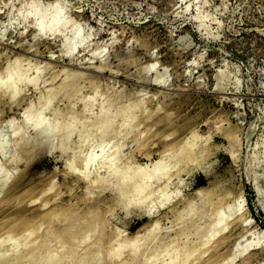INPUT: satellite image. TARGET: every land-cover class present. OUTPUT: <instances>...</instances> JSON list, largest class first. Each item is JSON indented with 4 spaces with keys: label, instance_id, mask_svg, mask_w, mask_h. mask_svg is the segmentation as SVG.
I'll return each mask as SVG.
<instances>
[{
    "label": "rangeland",
    "instance_id": "1",
    "mask_svg": "<svg viewBox=\"0 0 264 264\" xmlns=\"http://www.w3.org/2000/svg\"><path fill=\"white\" fill-rule=\"evenodd\" d=\"M0 80V264H264V0H0Z\"/></svg>",
    "mask_w": 264,
    "mask_h": 264
},
{
    "label": "bare ground",
    "instance_id": "2",
    "mask_svg": "<svg viewBox=\"0 0 264 264\" xmlns=\"http://www.w3.org/2000/svg\"><path fill=\"white\" fill-rule=\"evenodd\" d=\"M35 14L37 15V17L39 16V19H40V20H43V21H44L45 14H46L45 11L43 12V10L41 11V10L39 9V12H35ZM199 17H200V16L197 14V15H196V18L199 19ZM201 19H202V17H201ZM58 20H59V18H58ZM43 21H42V22H43ZM42 22H40V25L42 24ZM57 22H58V21H57ZM57 22H56V24H57ZM61 22H62V21H61ZM61 22H60V23H61ZM51 23H54V21L51 22ZM40 25H39V28H40ZM63 25H65V23H64ZM66 25H67V24H66ZM59 26H60V25H59ZM41 27H42V26H41ZM39 28H38V29H39ZM63 28H64V27H63ZM42 30H43V29H42ZM42 30L39 29L40 33H41ZM51 31H52V33H53V30H51ZM43 34H44V33H43ZM50 34H51V33H50ZM53 35H54V33H53ZM43 37H44V36H43ZM15 63H16V62H15ZM8 66H9V63H8ZM16 66H17V65H16ZM10 67H11V66H10ZM5 68H6V66H5ZM7 68H9V67H7ZM5 70H6V69H5ZM12 71H14V70H12ZM10 72H11V71H10ZM11 73H13V72H11ZM7 74H8V73H7ZM10 76H11V75H10ZM10 76L7 75V77H10ZM0 81H1V80H0ZM1 82H2V81H1ZM0 86H1V85H0ZM69 86H70V85H69ZM74 86H75V85H74ZM74 86L71 85L70 87H74ZM12 92H13V94H14V96H12V97H15V95L19 93V89L15 86V87H13V88L11 89V93H12ZM144 105H145V104H144ZM158 106H159V105H158ZM159 107H160V106H159ZM102 109H103L104 111H102V113H101V111H100L101 114L99 113V114H100V115H99L100 117H98V118H99V122H101V129H103V130H106V129H107V130H108V128H110V126L112 127L113 122H111V121H113V120H111V118L109 119V118H108L109 115L106 114L107 111L105 112V109H104V108H102ZM25 111H26V110H25ZM97 114H98V113H97ZM98 118H97V119H98ZM127 118H128V117H127ZM125 120H126V119H125ZM128 121H129V119H128ZM131 121H132V120H131ZM97 122H98V121H97ZM46 125H47V124H45V125L42 126V130L39 132V134H38V138L36 139V141H38V142H42V141H44V140L46 139V136H47V134H48V129H47ZM97 125L100 126V123H98ZM119 125H120V124H119ZM58 128H59V130L61 129L60 127H57V130H58ZM105 128H106V129H105ZM101 129H99V130H101ZM57 130H55V134H56V135L59 133V132H58L59 130H58V131H57ZM68 130H69V129H68ZM72 130H73V129H71L70 131H66V132H65L66 136H65V135H64V136H65L66 138H65V140H62L61 143H60L63 147H64V146L67 147V146L69 145V143H72V142L74 141ZM194 131L197 132L198 130L195 129V130H193V132H194ZM97 132H98V130H97ZM193 132H191V133H193ZM195 132H194V136H195V134H196ZM53 134H54V133H53ZM53 134H52V136H53ZM197 134H198V132H197ZM190 135H191V134H190ZM52 136H51V137H52ZM187 136H189V135H187ZM192 136H193V134H192ZM192 136H191V137H192ZM55 137H56V136H55ZM79 137H80V136H79ZM185 137H186V136H185ZM195 137H196V136H195ZM80 138H81V137H80ZM189 138H190V137H189ZM63 139H64V138H63ZM185 139H186V138H185ZM187 139H188V137H187ZM193 139H194V138H193ZM201 140H202V139H201ZM182 141H184V140H182ZM182 141H181V142H182ZM190 141H191V140H190ZM38 142H36V143H38ZM185 142H187V144H188V146H189V139H188L187 141H185ZM183 143H184V142H183ZM183 143H182L181 147H179V148H180L179 151H176V153L179 152V154H180V153L183 152V150L186 148V145H187V144L184 143V144H185V145H184ZM190 143H192V141H191ZM193 143H194V142H193ZM39 144H40V143H39ZM153 145H154V144H153ZM192 145L194 146L195 143L192 144ZM176 146H177V145H176ZM168 147H169V146H168ZM190 147H191V145H190ZM91 148H92V147H91ZM170 148H171V147H170ZM175 149L177 150L178 147L175 148ZM181 149H182V151H181ZM186 149H187V148H186ZM188 149H189V151H190V149H194V148H192V147L189 148V147H188ZM165 150H166V148H165ZM167 151H168V149H167ZM185 151L187 152L188 150H185ZM185 151H184V152H185ZM172 152H174V151L172 150V151L168 152V155H167V154H166V155L169 156L170 154H172ZM190 152H191V151H190ZM198 152H199V151H198ZM176 153H175V154H176ZM194 153H195V152H194ZM194 153H193V156L196 154V153H195V154H194ZM177 154H178V153H177ZM181 154H182V153H181ZM187 154H189V153H187ZM166 155H164V156H166ZM172 155H173V154H172ZM190 155H191V153L189 154V156H190ZM161 156H162V155H161ZM167 156H166V157H167ZM189 156L186 155L185 157H189ZM191 157H192V156H190V158H187L188 161H189V159H192V158H193V157H192V158H191ZM194 157H196V156H194ZM160 158H161V157H160ZM160 158H159L158 160H161ZM184 159H185V158H184ZM92 160H93V158L90 157V159H88L86 165H87L88 163H90ZM161 161H162V160H161ZM15 162H17V161H15ZM17 163H18V162H17ZM83 163H84V162H83ZM154 163H156V162H154ZM157 163H158V162H157ZM86 165H85V166H86ZM158 165H159V164H158ZM71 167H72V166H71ZM71 167H70V168H71ZM139 167H140V166H139ZM72 168H74V167H72ZM106 168L110 169V167H106ZM153 168H154V167H153ZM108 169H105V170H107V172L105 171L106 173H110V172L108 171ZM143 169H144V168H143ZM153 170H154V169H153ZM76 171H77V170H76ZM110 171H111V170H110ZM116 171H117V170H116ZM122 172H123V171H122ZM78 173L81 174L80 172H78ZM117 173H120V172L118 171ZM117 173H116L115 176H118V175H119V174H117ZM112 174H113V173H112ZM135 174H136V173H135ZM81 175H82V174H81ZM83 175H84V174H83ZM83 175H82V177H83ZM108 175H110V174H108ZM113 175H114V174H113ZM113 175H111V176H113ZM111 176H110V177H111ZM85 177H86V176H85ZM106 177H107V176H106ZM110 177H109V178H110ZM118 177H119V176H118ZM118 177H117V179H118V183H119L118 185H119V186H117V187H118V188H121V190H122V188L124 187V185H126L124 188H125V189H128V188H126V187H127V186L129 187V186H130V187H131L130 190H132L131 192H134L135 194H138L139 191H141L142 183H141V180H140V184H139V181H138L139 179H138V178H137V179H138V180H137L138 182H135L136 180H135V181H132V180H134V179H132L131 177H130V178H131L132 180L130 179V181H126L125 178H118ZM120 177H123V175H120ZM87 178H89V177H87ZM99 178H100V177H99ZM109 178H108V179H109ZM114 178H116V177H114ZM103 179H104V180H103ZM169 179H170V178H169ZM169 179H168V180H169ZM86 180H88V179H86ZM95 180H96V179H95ZM110 180H111V179H109V181H108L109 183H110ZM114 180H115V179H114ZM168 180L165 181V182H166L165 184L167 185V187H169L168 184H169V182L171 181V179H170L169 181H168ZM96 181L98 182V180H96ZM96 181H95V182H96ZM104 181L107 182V179L105 180V178H102V182H103V183H104ZM142 181H143V180H142ZM167 181H168V182H167ZM99 182H100V180H99ZM102 182H101V183H102ZM108 182H107V183H108ZM112 182L114 183V181H112ZM131 182H133V184H132ZM144 182H145V181H144ZM92 183H93V182H92ZM103 183H102V185H103ZM109 183H108V184L104 183V185L106 184V186H107V185L110 186ZM113 183H112L111 185H113ZM116 183H117V182H116ZM143 185H144V184H143ZM148 185H149V184H148ZM163 185H164V184H163ZM93 186H94V185H93ZM99 186H100V185H99ZM113 186H114V185H113ZM115 186H116V184H115ZM104 187H105V186H104ZM104 187H103V188H104ZM164 187L167 188L166 186H164ZM97 188H98V187H97ZM100 188H101V187H100ZM100 188L98 189V191H100L99 193L101 194V191H102V190H101ZM107 188H108V187H107ZM114 188H115V187H114ZM118 188H117V189H118ZM143 188H144V187H143ZM162 188H163V186H162ZM49 189H50V188H49ZM105 189H106V187H105ZM125 189H124V190H125ZM95 190H96V189H95ZM121 190L118 189L117 192L120 191V192L122 193L123 191H121ZM167 190H168V188H167ZM167 190H166L165 193H164L163 190H162V192L164 193L163 195H165V194L169 195V192H170V191H168V193H167ZM199 191H200V190H199ZM199 191H197V192H198V195L203 193V191H201V192H199ZM50 192H51V191H50ZM120 192H119V193H120ZM125 192H126V190H125ZM177 192H179V191H177ZM97 193H98V192H97ZM102 193H103V192H102ZM204 193H205V192H204ZM123 194H124V192H123ZM196 194H197V193H196ZM151 195H152V194H151ZM180 195H181V193H180ZM207 195H208V194H207ZM40 196H41V195H40ZM119 196H120V195H119ZM165 196H166V195H165ZM178 196H179V195H178ZM14 197H15V196H14ZM122 197H123V196H122ZM135 197H136V196H135ZM170 197H171V196H170ZM170 197L166 196V198H168V199H169ZM4 198H5V197H4ZM132 198H133V199L130 201L131 204H137L139 201H142V200H140V198H137V197H136V198L132 197ZM166 198H165V199H166ZM201 198H203V196H202ZM175 199H176V198H175ZM172 200H173V199H172ZM191 200H192V199H191ZM166 201H167V200H166ZM192 201H193V200H192ZM36 203H37V202H36ZM139 203H140V202H139ZM188 203H189V201H188ZM43 204H44V203H43ZM187 205H189V204H187ZM45 206H46V205H45ZM190 206H191V202H190ZM230 207H231V206H230ZM114 208H115V207H114ZM185 208H186V207H185ZM190 208H191V207H190ZM96 209H97V208H96ZM216 209H217V208H216ZM219 209H220V208H219ZM240 209H241V208H240ZM92 210H93V209H92ZM97 210H98V209H97ZM172 211L176 212V209H175V210L173 209ZM222 211H223V210H222ZM242 211H243V210H242ZM174 212H173V213H174ZM209 212H210V211H209ZM238 212H239V211H238ZM151 213H152V212H151ZM151 213H150V214H151ZM207 213H208V211H207ZM215 213H216L217 216H218V213H219V212H215ZM215 213H214V214L212 213V215H211V214H210V215L213 217V215H216ZM204 214H205L204 216H206V212H205ZM208 214H209V213H208ZM221 214H222V212L219 213V216H221ZM210 215H209V216H210ZM239 215H242V214H239ZM54 216H56V215H53V217H54ZM97 216H98V215H97ZM219 216H218V217H219ZM234 216H235V215H234ZM15 217H16V216H15ZM48 217H49V216H48ZM57 217H58V215L55 217V219H56ZM93 217H94V216H93ZM246 217H247V216H246ZM246 217H245V218H246ZM248 217H249V216H248ZM248 217H247V218H248ZM95 218H97V217H94V219H95ZM203 218H204V217H203ZM207 218H208V215H207ZM213 218H215V216H214ZM238 218H240V217L238 216V217H237V220H238ZM215 219H216V218H215ZM215 219H214V220H215ZM241 219H243V217H242ZM9 220H10V219H9ZM52 220H53V219H52ZM64 220H65V219H64ZM87 220H88V219H87ZM217 220L219 221V219H217ZM246 220H247L248 222L250 221L249 219H246ZM13 221H14V220H13ZM16 221H17V220H16ZM20 221H21V220H20ZM158 221H159V220H158ZM218 221H217V222H216V221L213 222V220H212V223H214V224H213V225L211 224L212 227L210 226V228L212 229V228L214 227L213 229H215V228H216L215 226H216V225H219V222H218ZM239 221H241V220H239ZM49 222H50V220H49ZM98 222H99V221H98ZM22 223H23V221H22ZM99 223H100V222H99ZM154 223H156V222H154ZM157 223H158V222H157ZM157 223H156V224H157ZM195 223H196V222H195ZM244 223H245V222H243V225H244ZM249 223H250V222H249ZM90 224H91V222H90ZM245 224H246V223H245ZM195 225H196V224H195ZM207 225H208V223H207ZM69 226H70V225H69ZM99 226H100V225H99ZM155 226H157V225H155ZM225 226H227V225H225ZM82 227H83V226H82ZM200 227H201V226H200ZM152 229H154V228H152ZM211 229H210V230H211ZM213 229H212V230H213ZM224 229H225V227H224ZM226 229H227V228H226ZM226 229H225L224 231H226ZM66 230H67V229H66ZM70 230H71V229H70ZM72 230H74V229H72ZM99 231H100V230H99ZM69 232H70V231H69ZM203 232H204V231H203ZM209 232H210V231H209ZM209 232H208V233H209ZM212 232H213V231H211V233H212ZM70 233H71V232H70ZM88 233H89V232H88ZM211 233H210V235H211ZM11 234H12V233H11ZM11 234H10V235H11ZM7 235H8V234H7ZM10 235H8V236L10 237ZM66 235H67V234H66ZM69 235H70V234H69ZM69 235H68V236H69ZM71 235H73V234L71 233ZM100 235H101V234H100ZM103 235H104V234H103ZM103 235H101V236H103ZM185 235H186V234H185ZM210 235H209V236H210ZM106 236H107V235H106ZM211 236H212V235H211ZM76 237H77V236H76ZM224 237H225V236H224ZM73 238H74V237H73ZM101 238H105V237H101ZM101 238H100V239H101ZM221 238H223V237H221ZM225 238H226V237H225ZM225 238H224V239H225ZM227 238H228V236H227ZM227 238H226V239H227ZM109 239H110V238H108V240H109ZM112 239H113V238H112ZM116 239H117V238H116ZM219 239H220V238H219ZM42 240H43V239H42ZM101 240H102V239H101ZM106 240H107V239H106ZM204 240H205V239H204ZM217 240H218V239H217ZM217 240H216V241H217ZM98 241H99V242H102V241H100V240H98ZM225 241H226V240H225ZM45 242H46V241H45ZM45 242H41V244H42V243H45ZM222 242H224V241H222V240L217 241V244L215 243V244H216L215 246H217V247L219 246V247H220V245L222 244ZM46 243H47V242H46ZM97 243H98V242H96V243H94V244H97ZM103 243H104V242H103ZM227 243H228V242H226V244H227ZM236 244H237V243H236ZM42 245H43V244H42ZM42 245L39 244L38 247H41ZM98 245H102V243H101V244H97L96 246H98ZM223 245H224V244H222V246H223ZM227 245H228V244H227ZM100 247H101V246H100ZM122 247H123V246H120V248H118V249L120 250ZM133 247H134V246H133ZM219 247L217 248V251H218V250L220 251L221 248L219 249ZM34 248H35V247H34ZM101 248H102V249H101ZM101 248L98 247L97 250H95V251L92 252V253H93V256H92L91 258H92V260L94 259V260L96 261L97 264L99 263V262H98V261H99V260H98V257L101 256V253H102L101 251H103V247H101ZM201 248H202V247H201ZM36 249H38V248H36ZM215 249H216V248H215ZM213 250H214V248H213ZM31 251H33L34 253L36 252V250H33V249H31L29 252L32 253ZM217 251H216V252H217ZM219 251H218V252H219ZM29 252H28V253H29ZM115 252H117V251L115 250ZM115 252L113 251V253H115ZM118 252H119V251H118ZM197 252H198V251H197ZM34 253H32V254H34ZM243 253H244V252H243ZM7 254H8V253H7ZM32 254H30V256H33ZM116 254H117V255H114V254H113V255H114V258H115V257H116V258L118 257V253H116ZM205 254H206V253H205ZM99 255H100V256H99ZM111 255H112V254H111ZM6 256H7V255H6ZM6 256H4V257H6ZM8 256H9V255H8ZM8 256H7V257H8ZM24 256H25V255H24ZM30 256H29V254H28V255H26L25 257H30ZM90 256H91V255H90ZM90 256H89V257H90ZM97 256H98V257H97ZM119 256H120V254H119ZM7 257L5 258L6 260H5V259L3 260V261H4V264H21V263L23 262V261H22V258H23V257H22V258H21V257L18 258L17 256H13V257H15V258H13V259L10 258V256H9L8 258H7ZM16 257H17L18 259H21V260H18ZM96 257H97V258H96ZM101 257H102V256H101ZM202 257H203V256H202ZM198 258H199V257H198ZM16 259H17V260H16ZM24 259H25V258H23V260H24ZM186 259L188 260V258H186ZM84 260H85V259H84V257H83V261H82V259H81V261H80L81 263H79V264H86L87 262L84 261ZM101 260H102V258L100 259V261H101ZM187 260H182V261L179 262L178 264H188L190 261H187ZM16 261H19V262L22 261V262H21V263H18V262L16 263ZM178 261H179V260H178ZM186 261H187V263H186ZM1 262H2V261H1ZM140 262H141V261H140ZM207 262H209V261H207ZM2 264H3V263H2ZM202 264H205V263H202Z\"/></svg>",
    "mask_w": 264,
    "mask_h": 264
}]
</instances>
